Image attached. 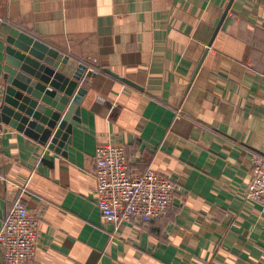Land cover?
Wrapping results in <instances>:
<instances>
[{"label":"crops","instance_id":"0c3cea01","mask_svg":"<svg viewBox=\"0 0 264 264\" xmlns=\"http://www.w3.org/2000/svg\"><path fill=\"white\" fill-rule=\"evenodd\" d=\"M230 1L0 0V103L13 28L88 67L67 156L0 123V229L18 202L41 219L30 264H264V211L244 198L264 156V0H234L209 46ZM108 143L174 181L166 217L101 218Z\"/></svg>","mask_w":264,"mask_h":264},{"label":"water","instance_id":"95a60500","mask_svg":"<svg viewBox=\"0 0 264 264\" xmlns=\"http://www.w3.org/2000/svg\"><path fill=\"white\" fill-rule=\"evenodd\" d=\"M233 1L228 4L209 46ZM6 43L0 123L67 156L73 128L81 126L80 104L87 93L81 85L87 65L16 28L10 31ZM103 72L133 85L109 69Z\"/></svg>","mask_w":264,"mask_h":264},{"label":"built area","instance_id":"2783aa9c","mask_svg":"<svg viewBox=\"0 0 264 264\" xmlns=\"http://www.w3.org/2000/svg\"><path fill=\"white\" fill-rule=\"evenodd\" d=\"M94 161L97 207L105 222L118 227L130 221L148 224L167 216L175 197L173 180L151 168L137 172L126 149L113 143L98 145ZM244 198L264 211V156L252 155L251 182ZM40 221L21 202L13 206L0 229L4 264L34 261Z\"/></svg>","mask_w":264,"mask_h":264}]
</instances>
